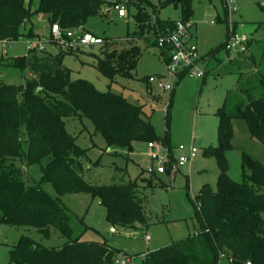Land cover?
Segmentation results:
<instances>
[{"label": "trees", "instance_id": "obj_1", "mask_svg": "<svg viewBox=\"0 0 264 264\" xmlns=\"http://www.w3.org/2000/svg\"><path fill=\"white\" fill-rule=\"evenodd\" d=\"M35 1L37 6L33 9ZM193 1L160 0L154 4L149 0H128L137 9L134 18L138 25V30L129 33L128 39L146 38L157 46V38L168 28L172 29L175 22L154 20L148 8L157 13L170 4L180 5L183 21H188L193 15ZM111 3L108 0H0V42L6 40L10 44L21 35L40 37L33 26L26 33L22 30L34 14L44 13L50 24L59 23L65 29H82L89 17L99 15L103 5ZM109 42L105 39L101 45L103 56L98 57L95 68L110 82L117 74L131 76L140 49L134 45L118 50L110 48ZM49 46L56 50L28 51L13 59L15 67L29 72L23 84L0 83V223L34 227L46 238L54 227L67 242L59 247H46L30 236H21L10 250L6 264H119L121 251L106 241L74 237L69 208L40 184H29L28 176L14 160L20 159L28 165L40 162L43 179L60 195L91 193L106 207L107 219L113 225L133 228L147 223L138 194L139 183L135 180L111 185L89 183L84 178L86 150L67 132L65 118H90L108 146L131 149L133 142L161 145L167 149L168 171L176 161L170 138L159 136L143 107L122 94L100 91L86 79L73 80L63 59L80 50H66L52 38ZM161 52L168 63V51L161 49ZM217 52L212 51L210 56ZM183 75L184 72L180 77ZM260 81L262 96H256L252 88L245 89V100L231 107L227 95L217 108L219 143L214 153L221 172L216 190L206 183L193 199L198 221L195 232L151 251L143 264H219L223 257L232 264H264V165L243 153L245 180L237 182L227 173L225 157V150L233 147L232 118L245 119L251 137L264 141V76ZM145 181L147 186L151 185V178Z\"/></svg>", "mask_w": 264, "mask_h": 264}, {"label": "rangeland", "instance_id": "obj_2", "mask_svg": "<svg viewBox=\"0 0 264 264\" xmlns=\"http://www.w3.org/2000/svg\"><path fill=\"white\" fill-rule=\"evenodd\" d=\"M108 1L112 2L111 6L120 4L127 15L119 16L113 7L111 14L106 15L108 5L105 4L101 13L89 17L82 29L110 40V48L122 50L138 46L141 54L133 74H117L112 82L101 74L94 66L98 57L103 56L101 45L85 46L76 54L66 55L63 65L70 69L73 80L86 79L100 91L110 90L122 94L130 102L142 106L156 133L170 138L175 159L180 156V145H194L198 149L196 157L180 168L173 165L169 171L160 173L158 167L163 165V160L152 157L148 143L133 142L131 149L108 146L105 137L96 132L90 118H65L67 132L86 150L84 178L89 183L111 185L129 180L139 183L138 194L147 223L137 224L133 228L113 225L107 219L106 207L91 193L60 195L49 181L43 179L40 162L30 165L20 159L14 162L26 173L29 184H40L51 196L60 197L69 208L74 237L85 241H106L121 251L119 261L132 257L133 264H143V258L151 251L195 232L198 221L193 199L206 183L213 190L217 189L221 172L214 153L219 143L217 108L227 95H230L231 107L245 100V89L252 88L256 96H262L260 80L264 76V0H237L239 10L235 13H229L227 0L193 1V15L189 18L190 33L191 42L196 44L199 52L197 68L205 71V76L200 78L189 75L174 77L168 71L161 49L150 39L129 40V33L138 30L134 18L137 11L135 5L128 0ZM149 1L157 4L160 0ZM36 6L37 1L32 8ZM148 12L154 20H172L175 23L184 20L180 5L170 4L157 13L148 8ZM49 25L47 15L37 13L22 30L26 33L33 26L34 31L46 39L49 37ZM230 26L245 33L248 40L238 49L228 51L224 44ZM27 39L29 37L21 35L5 47L0 42V83L20 85L29 77L28 70L13 65L15 57L28 53ZM47 48L53 52L56 50L49 44ZM216 50L218 52L210 56ZM150 76L160 78L164 84H170L172 89L167 90L157 82L149 85L147 78ZM231 124L233 147L225 150L227 173L233 180L243 182V153L250 154L264 165V141L259 142L251 137L245 119L232 118ZM158 151L162 155L167 154V149L162 146L158 147ZM142 178L147 181L151 178V185L147 186ZM262 216L264 218V213ZM50 229L51 235L46 238L34 227L0 223V264L8 262L10 250L21 236H30L46 247H59L67 242L56 228ZM148 235L149 241L146 239ZM219 264L232 263L223 257Z\"/></svg>", "mask_w": 264, "mask_h": 264}, {"label": "built area", "instance_id": "obj_3", "mask_svg": "<svg viewBox=\"0 0 264 264\" xmlns=\"http://www.w3.org/2000/svg\"><path fill=\"white\" fill-rule=\"evenodd\" d=\"M229 13H235L239 10L237 0L226 1ZM112 7L118 11V15L124 17L127 15L125 9L120 4L108 6L106 8V15H110ZM190 21H178L174 24L172 29L168 28L167 31L157 38V46L160 49H166L170 61L168 64V71L174 77L181 75H189L190 77H204L205 71L197 68V62L199 61V52L196 44L191 42L192 34L190 33ZM49 37L42 39L41 37L29 38L26 40V46L28 51H44L46 50L51 38L59 43L61 47L66 50H80L82 47L91 45H103L105 39L99 37L89 31L82 29H65L60 26L59 23H52L48 27ZM248 38L245 33H241L235 30L233 27H229L227 31V38L225 42V48L228 50H236L247 42ZM8 41H2V45L5 47ZM149 85L157 82L159 86H164L165 89L171 90L170 84H164L160 78L150 76L147 78ZM161 145L156 143H148V147L151 148V154L153 158H159L163 160V165L158 167V172L163 173L167 170V154L162 155L158 151V147ZM180 156L176 158L174 165L180 168L187 163H190L197 155L198 149L194 145L189 147L180 145ZM147 241L150 240L149 235L146 236ZM145 259V257L143 258ZM119 264H133V258L127 257ZM247 264H252L248 262Z\"/></svg>", "mask_w": 264, "mask_h": 264}, {"label": "water", "instance_id": "obj_4", "mask_svg": "<svg viewBox=\"0 0 264 264\" xmlns=\"http://www.w3.org/2000/svg\"><path fill=\"white\" fill-rule=\"evenodd\" d=\"M39 91H40V89H39Z\"/></svg>", "mask_w": 264, "mask_h": 264}]
</instances>
